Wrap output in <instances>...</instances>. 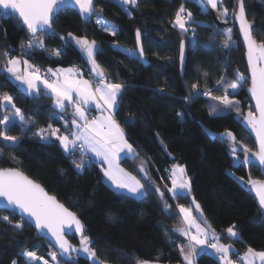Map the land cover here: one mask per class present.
Returning a JSON list of instances; mask_svg holds the SVG:
<instances>
[{"label": "trees", "instance_id": "16d2710c", "mask_svg": "<svg viewBox=\"0 0 264 264\" xmlns=\"http://www.w3.org/2000/svg\"><path fill=\"white\" fill-rule=\"evenodd\" d=\"M182 2L140 0L137 9L130 7L129 17L109 0H95V15L89 22L83 21L73 10L62 11L53 24L55 36L45 37L48 51L34 49L31 56L24 57L44 69L88 66L69 33L95 40L96 60L104 68L106 78L124 85L117 121L150 162L151 172L159 184L173 165L185 167L191 180L190 195L173 199L165 193L162 200L151 187L142 198L122 196L104 182L99 164L91 160L83 170L77 169L72 160H79V154L69 156L55 139L45 141L34 135L38 128L47 127L49 123L63 131L64 122L70 121L72 115L70 109L61 112L48 94L43 91L29 94L7 73L0 71V95L7 92L13 96V102L25 114L23 125L17 121L16 126H9V134L18 137V145H7L0 140V147L4 148L0 168H19L74 212L85 227V235L91 238L98 258L106 260L107 264H137V260L184 264L179 249L187 240L173 229L181 226L176 205L190 206L191 197L200 204L221 240L232 243L237 253H243L248 247L264 251V215L250 185L243 182L249 175L252 179L264 180V172L258 165L244 164L242 149L238 148L234 158L231 142L221 134L231 131L238 142L253 151L256 145L242 127V116L233 110L211 112L214 101L205 95L209 92L215 96L225 95L223 87L218 86L221 77L236 80L237 70L248 76L245 50L236 28H233V46L223 48L226 31L216 26L208 10L202 13L192 0H187L185 7L193 14L195 23L191 28L195 29L196 36L193 39L191 29L182 36L171 23ZM244 3L255 39L264 41V0H244ZM235 4L236 0L224 1L229 12ZM4 16L5 13L0 12V17ZM96 18L115 28L117 35L99 27ZM137 29L148 65L138 57ZM182 39L187 46L183 72L179 62ZM22 41L26 47L27 32L22 23L16 18L0 19V52L13 49L12 55L18 56V52L23 51ZM52 49L64 53L56 57L51 54ZM3 64L4 57L0 56V67ZM193 84L197 85L196 90L192 89ZM249 85L250 80L242 83L236 94L228 89L229 98L240 102L244 114L252 106L245 92ZM13 115L11 107L0 109V119ZM122 165L138 176L134 160L124 159ZM165 200L172 205L169 211L164 209ZM4 216L9 220H3ZM16 224L22 227L17 229ZM233 225L239 240L229 238L226 232ZM68 239L79 247L80 237L71 235ZM25 251H36L44 260L54 252L27 221L15 213L0 210V264H12L14 260L17 264H29L22 255ZM59 259L62 264H90L77 258L70 262ZM195 264L220 262L203 251L196 257Z\"/></svg>", "mask_w": 264, "mask_h": 264}, {"label": "snow or ice", "instance_id": "6c2138e0", "mask_svg": "<svg viewBox=\"0 0 264 264\" xmlns=\"http://www.w3.org/2000/svg\"><path fill=\"white\" fill-rule=\"evenodd\" d=\"M109 2L119 6L129 17H131V12L128 6H138V0H109ZM185 2L187 0H183L180 4L171 23L174 28L180 30L182 36L191 29L192 37L195 39V29L191 28L195 21L192 12L186 9ZM192 2L197 3L202 13L207 12V6H210L212 10L218 11V18L229 16V9L224 7V0H202V2L201 0H192ZM68 3H74L80 14L86 18H90L95 13L94 0H0V9L5 11V16L0 19L16 18L27 32V44L25 47L24 42H21L23 51L20 55L14 56L8 50L0 52V56L4 57V64L0 67V71L7 73L10 78L24 85L29 94L46 92L55 107L61 112L71 109L72 119L64 122L63 131L60 127H54L49 123L47 127L38 128L34 135L45 141L49 138L55 139L59 142L64 153L69 156L75 157L79 153L81 158L72 160L79 170H83L85 164L90 163L94 157L101 164L103 177L122 196L125 194L135 197L146 196L151 184L146 187V183H142L137 175L121 167L123 159H135L139 153L129 142L123 127L116 119L124 85L107 80L104 68L96 60V41H90L86 37H76L69 33L71 40L75 41L87 62L91 64V72L95 77L93 80L83 78L79 68L75 66L48 68L42 74L39 67L30 63L28 59H24V56H31V50L48 51L45 37L55 36V32L52 30L55 16L61 6ZM231 17L238 23L239 32L243 37L249 75L245 76L237 70L236 80L227 81L221 77L218 86L223 87L225 95L215 96L210 92L205 95L214 101L210 106L211 112L233 110L238 116H242V123L255 136L256 150L253 151L238 142L231 131L226 130L223 135L231 142L230 150L234 158L238 148L242 149L244 164L249 166L258 164L261 172H264V41L258 42L254 37L253 24L247 18L244 0H236ZM96 23L102 25L104 31L113 36L117 35V30L107 26L102 19L97 18ZM136 40L139 47L141 40L139 29L136 31ZM233 44V32L229 29L223 34L222 47L229 49ZM179 47L180 61L183 65L185 60V41L183 39L180 41ZM50 51L56 57L63 54L59 49ZM139 51L143 56L142 47H139ZM249 80L248 91L251 100L254 101V106H250L247 113L244 114L240 109V102L229 98L228 89L235 93L242 83H248ZM192 89L196 90L197 85L193 84ZM13 101V96L7 92L3 93L0 95V109L7 110L11 107L19 124L23 125L25 114ZM92 106L100 113L99 115L89 116ZM16 123L17 119L9 116L0 119V125H3V128H0V140L7 145H18V137L9 134V126H16ZM3 152L4 148L0 147V154ZM139 172L144 173L143 179L146 182L150 181L151 178L144 162H141ZM167 179L170 181L171 187L167 184L164 187L167 192L172 194L173 199L191 194V180L184 166L174 165L171 170H168ZM240 179L243 181V178ZM243 182L250 185V190L255 193L258 200L259 208L264 211V180L252 179L249 175V178ZM155 191L164 200V191L158 186ZM0 199L6 201V206L13 210L18 209L26 215L34 222L35 228L39 232L50 234L61 254L83 252L93 259L94 264H107L106 260L98 258L93 242L89 236L84 234L85 228L76 214L60 203L55 196L49 195L40 184L26 176L19 168H0ZM192 204L195 205L194 210L198 215L193 214L194 210L191 206L176 205L179 210L181 226L174 228L173 231L187 240V243L182 244L179 249L184 264H195L196 257L205 249L214 250V253L219 257L220 264H257V261L259 264H264V251H257L252 247H248L243 255L237 253V258L233 259L232 245L221 242V237L208 223L200 205L194 199ZM171 208L172 205L165 200V211H169ZM2 219L8 221L9 217L4 216ZM15 227L19 229L22 225L16 224ZM73 227L80 236L79 247L74 246L66 238L67 232L71 231ZM226 232L229 238L240 239L234 225L228 227ZM22 255L29 261V264H40L41 261L43 264H48V261L38 256L36 251H25ZM49 255L52 261H57L55 252H50ZM12 264H17V262L14 260ZM137 264H150V262L137 260Z\"/></svg>", "mask_w": 264, "mask_h": 264}, {"label": "water", "instance_id": "95a60500", "mask_svg": "<svg viewBox=\"0 0 264 264\" xmlns=\"http://www.w3.org/2000/svg\"><path fill=\"white\" fill-rule=\"evenodd\" d=\"M139 1L138 0V4H139ZM225 1V0H224ZM245 4V3H244ZM245 6V5H244ZM94 7H95V0H94ZM132 7V6H131ZM133 9H137V7H132ZM208 8V12L210 13L211 17H212V20L213 22L216 24V26L221 30V31H225L229 28H236L237 31H238V35H239V38L243 44V47H244V50H245V61H246V64H247V56H246V47L244 46V43H243V37L242 35L240 34L239 32V25L237 22L233 21L232 22H227L226 19L224 18H218L219 16V13L218 11L216 10H212L210 6H207ZM73 10L75 11L76 13H78V15L81 17V19L85 22H89L95 15V13L90 17V18H86L84 16H82L79 12V9L78 7L74 4V3H68L66 5H63L61 6V9L57 12L56 16H58L62 11H65V10ZM246 11V10H245ZM0 12H3L5 13L4 10L0 9ZM247 15V13H246ZM55 16V17H56ZM248 18V17H247ZM52 30L54 31L53 27H52ZM139 47H142V43H141V40H140V45ZM139 47L137 45V53H138V57L139 59L141 60V62L144 64V65H148V61L145 57V55L143 54V56L140 55V51H139ZM143 48V47H142ZM144 53V51H143ZM186 59H187V46H186V43H185V60H184V63L183 65H181V61H180V56H179V62H180V68H181V72L184 71V67H185V64H186ZM248 69V67H247ZM249 75V73H248ZM250 87V85L245 89V92L248 96V98L250 99V102H251V105L254 106V101L251 100V95L248 91V88ZM242 127L243 129L249 134V136L252 138V140L254 141L255 143V136L253 134H251V131L250 129H248L242 122ZM256 145V144H255ZM258 165V164H257ZM27 176V175H26ZM30 178V177H29ZM31 179V178H30ZM34 181V180H33ZM37 183V182H36ZM42 187V186H41ZM45 190V189H44ZM46 191V190H45ZM47 192V191H46ZM48 193V192H47ZM251 193L255 196V193L251 191ZM49 194V193H48ZM50 195V194H49ZM52 196V195H51ZM256 198V196H255ZM194 197H191L190 198V206L193 208V210L195 209V205L192 204V201H193ZM58 200V199H57ZM195 200V199H194ZM196 201V200H195ZM258 201V200H257ZM61 203V202H60ZM196 203H198L196 201ZM199 204V203H198ZM200 205V204H199ZM65 206V205H64ZM66 207V206H65ZM201 207V206H200ZM202 209V208H201ZM0 210H5V211H8V212H11V213H15L16 215H18L19 217H21L22 219H24L25 221H27L33 228L34 230L36 231L38 237L46 240L50 245L51 247L53 248V250L59 255V257L65 261V262H70L72 261L74 258H77V259H82L90 264H94V261L93 259L89 258L88 255L86 253H83V252H72L70 254H61L59 248L55 245V241L54 239L50 236V234H47V233H41L39 232L36 228H35V224L33 221H31L26 215L22 214L18 209H11L9 206H6V201H4L3 199H0ZM203 211V210H202ZM194 215H198V213L195 212V210L193 211ZM204 213V212H203ZM263 215H264V211H262ZM205 216V215H204ZM82 223V222H81ZM84 226V225H83ZM85 228V227H84ZM85 234V233H84ZM216 234L218 235V233L216 232ZM71 235H77L78 237L79 234L75 232L74 230V227L71 231H68L67 232V236L66 238L68 239V236H71ZM150 264H164V263H159V262H150Z\"/></svg>", "mask_w": 264, "mask_h": 264}, {"label": "crops", "instance_id": "0c3cea01", "mask_svg": "<svg viewBox=\"0 0 264 264\" xmlns=\"http://www.w3.org/2000/svg\"><path fill=\"white\" fill-rule=\"evenodd\" d=\"M97 20V19H96ZM107 24V23H106ZM98 26L99 27H101L102 29H103V26L102 25H99L98 24ZM107 26H109L108 24H107ZM98 45H96V47H97ZM84 56V55H83ZM85 58V57H84ZM24 59H28V58H26V57H24ZM29 60V62L30 63H32V64H34L30 59H28ZM85 60H86V58H85ZM86 62H87V60H86ZM87 64H88V66H89V68L91 69V64H89L88 62H87ZM58 68H69V67H58ZM53 69H56V68H53ZM92 73V72H91ZM83 75V74H82ZM92 75L94 76V74L92 73ZM83 78H85V79H88L86 76H84L83 75ZM13 80V79H12ZM20 88H22V89H24L25 91H27L26 90V87L24 86V85H21L18 81H15V80H13ZM240 90H238V92H239ZM44 92V91H43ZM238 92H236V93H238ZM46 93V92H45ZM207 98H209L210 99V97L207 95L206 96ZM55 106V105H54ZM58 109V108H57ZM58 110H60V109H58ZM61 111V110H60ZM70 113L72 114V111H71V109H70ZM100 113L98 112V111H96L95 110V108H94V106H92V110L89 112V116L91 117V116H97V115H99ZM72 119V115H71V117H70V120ZM125 131V130H124ZM126 133V132H125ZM127 135V134H126ZM128 137V136H127ZM129 142L132 144V142L129 140ZM133 145V144H132ZM134 146V145H133ZM135 147V146H134ZM136 148V147H135ZM136 150H137V152L139 153V156L138 157H136L135 159H130V160H134L135 161V168H136V171H137V174H138V176H137V178L138 179H141V182L142 183H146V187H148V185L149 184H151V187H153V188H156V186H158L159 187V183H158V181L154 178V176H153V174H152V172H151V165H150V162L148 161V159L146 158V157H144L143 155H141V153L139 152V150L136 148ZM77 154H79V153H77ZM89 155H91V154H89ZM79 156H80V154H79ZM85 159H87V158H85ZM124 160V159H123ZM122 160V161H123ZM92 161L93 162H95V163H97V164H99L100 166H101V164L98 162V161H96L95 160V158L93 157L92 158ZM122 161H121V167H123L125 170H127L123 165H122ZM141 162H144L145 163V167L148 169V172H149V175H150V181H145L144 179H143V176H144V173H141V172H139V166H140V164H141ZM127 171H129V170H127ZM135 175V174H134ZM103 179H104V182L108 185V186H110L113 190H115V191H117L112 185H111V183L109 182V181H107L104 177H103ZM152 182H154V183H152ZM170 186H171V183H170ZM118 192V191H117ZM127 195H129V196H131L130 194H127ZM131 197H134V198H142V197H144V196H139V197H135V196H131ZM179 211V210H178ZM194 214V213H193Z\"/></svg>", "mask_w": 264, "mask_h": 264}, {"label": "rangeland", "instance_id": "374dc122", "mask_svg": "<svg viewBox=\"0 0 264 264\" xmlns=\"http://www.w3.org/2000/svg\"><path fill=\"white\" fill-rule=\"evenodd\" d=\"M202 1V0H201ZM130 7L131 6H128V8L130 9ZM230 17V18H229ZM97 19V18H96ZM224 19H226V18H224ZM104 21V20H103ZM226 21L227 22H232L233 21V18L231 17V11L229 12V16L227 17V19H226ZM107 25V24H106ZM229 29H231L232 30V32H233V28H229ZM229 29H227V30H225V31H228ZM96 45H97V43H96ZM238 90H241V87L238 89ZM238 90L236 91V92H238ZM236 92L235 93H233V94H236ZM231 99V98H230ZM233 100H237V99H233ZM238 101V100H237ZM10 118H14V119H17V121H18V118H16L15 117V115H13V116H11ZM211 133V132H210ZM225 133V132H224ZM224 133H222L221 134V136H223V137H225L223 134ZM212 134V133H211ZM213 135V134H212ZM226 138V137H225ZM238 151H239V149H238ZM237 151V152H238ZM86 164H88V163H86ZM174 166V165H173ZM172 166V167H173ZM171 167V168H172ZM171 168H170V170H171ZM159 186H160V188H161V190L162 191H164V193H168V194H170L171 196H172V194L171 193H169V192H167L166 191V189H165V187L161 184V182H160V184H159ZM157 187V186H156ZM169 187H171V186H169ZM179 212V211H178ZM221 242L222 243H225V242H223L222 240H221ZM225 244H231L232 245V247H233V249H234V252H233V254H236L237 252H238V250H237V248L232 244V243H225ZM204 251H206V252H208L210 255H212V256H214L218 261H219V257L214 253V250H212V249H205ZM55 252V251H54ZM246 252V250L243 252V254ZM56 253V252H55ZM57 254V253H56ZM232 254V255H233ZM233 258V257H232ZM26 259V258H25ZM26 261L29 263V261L26 259ZM48 261V264H57V262H58V264H62L61 263V261H60V259H59V255L57 254V261L56 262H54V261H52V259H51V256L49 255V259L47 260ZM220 262V261H219ZM40 264H43V262L41 261L40 262ZM257 264H259V262L257 261Z\"/></svg>", "mask_w": 264, "mask_h": 264}, {"label": "built area", "instance_id": "2783aa9c", "mask_svg": "<svg viewBox=\"0 0 264 264\" xmlns=\"http://www.w3.org/2000/svg\"><path fill=\"white\" fill-rule=\"evenodd\" d=\"M58 35V34H57ZM13 49H11V54L13 53ZM22 51H19L18 52V55H20V53H21ZM64 53V52H63ZM35 66H37V67H39L41 70H42V74L44 73V72H46V70L47 69H44V68H42L39 64H34ZM75 67H78L79 68V70H80V72L84 75V76H86L89 80H93V79H95V77L92 75V73H91V69L89 68V66H83V65H81V64H77V65H74ZM107 80L108 81H110V82H112L110 79H108L107 78ZM168 170H170V169H168ZM168 170L165 172V174H164V176H163V179H161V184L164 186L165 184H167L168 186H170L168 183H170V181L167 179V175H168ZM166 189V188H165ZM166 191H167V189H166ZM238 254H240V255H243V253H238ZM237 258V256L235 255L234 257H233V259H236Z\"/></svg>", "mask_w": 264, "mask_h": 264}]
</instances>
